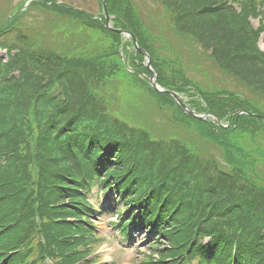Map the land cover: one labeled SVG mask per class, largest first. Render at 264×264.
I'll list each match as a JSON object with an SVG mask.
<instances>
[{
	"label": "trees",
	"instance_id": "16d2710c",
	"mask_svg": "<svg viewBox=\"0 0 264 264\" xmlns=\"http://www.w3.org/2000/svg\"><path fill=\"white\" fill-rule=\"evenodd\" d=\"M156 3L158 12L137 0H106L113 25L133 33L154 70L158 65L175 68L190 88L170 87L157 72L158 83L188 94V100L193 99L187 101L190 107L229 119L230 126L184 114L170 96L156 93L136 72L122 70L120 35L105 29L103 19L64 2L32 1L29 9L40 12L33 23L21 21L28 9L14 15L18 21L22 15L21 22L9 19L0 25V46L16 50L7 61L0 60L2 264L27 260L28 245L34 241L26 240L35 238L29 222L33 208L42 223L38 234L45 239L40 253L50 250L65 264L80 260V243H67L77 230L66 218H82L87 186L108 182H97L99 170L111 166L109 174L117 177L128 170L132 155L133 190H151L160 197L159 236L169 243L166 256L174 258V264L204 259L211 251L210 264H229L232 248L237 250V264H264V176L255 171L264 166V137L248 132L245 140H240L244 134L238 140L235 130L257 127L253 122L260 120L236 117V112L230 116L240 109L264 115V52L257 46L264 32L263 2ZM257 17L259 25L253 28L250 19ZM39 27L50 30L53 38L54 33L75 37L71 42L76 52L70 45L66 49L71 54L45 47ZM135 55L142 61L141 54ZM141 61L138 67L145 70ZM98 65L111 67L91 82L87 72ZM188 69L204 72L206 82L189 79ZM125 77L133 92L118 83ZM101 86L113 91L126 87L141 108L146 109L143 103L162 108L163 118L180 135L155 136L145 126L128 127L106 115ZM166 102L174 106L172 114L165 112Z\"/></svg>",
	"mask_w": 264,
	"mask_h": 264
},
{
	"label": "rangeland",
	"instance_id": "374dc122",
	"mask_svg": "<svg viewBox=\"0 0 264 264\" xmlns=\"http://www.w3.org/2000/svg\"><path fill=\"white\" fill-rule=\"evenodd\" d=\"M55 1V0H53ZM61 2H64L65 4L69 6H73L76 8H80L86 12H88L89 15L92 16H99L101 14V10L98 6V3L96 0H59ZM25 0H0V25L2 24V21H5L7 17L14 11L17 10L18 8H22V4H24ZM56 2V1H55ZM137 2L141 5H147L149 9H153L156 12H158L157 9V3L156 0H137ZM107 8V6H106ZM26 9V8H25ZM24 9V10H25ZM29 9V7H28ZM27 9V10H28ZM23 11V9L19 10V14ZM159 12H163V9L160 7ZM27 15L23 20L21 21L23 23L29 24V22H32L35 20L36 16L38 13L40 14L39 11H36L33 8H30L27 11ZM17 14V13H16ZM43 14L41 13V16ZM19 16V15H18ZM22 15H20V18ZM40 16V17H41ZM39 17V19H40ZM44 19L45 16H42ZM19 18V21H20ZM99 20L98 17H94ZM11 19H14V21H18V17L12 16ZM18 21V22H19ZM20 21V22H21ZM33 23V22H32ZM47 23V22H46ZM45 23V24H46ZM250 23L253 28H256L258 25V20L257 19H250ZM41 24V23H40ZM45 26V25H42ZM41 28V27H39ZM40 30V29H39ZM12 32L8 33V36L6 38H10V34ZM41 44H43L45 47L52 48L54 51H59L61 53L66 52V48H69L68 45L71 46V50L76 52L74 47H76L75 43L71 41H75V37L69 38V36H64V37H58L59 33H54V38L51 36L52 32L46 28H41ZM37 38L34 36V39ZM97 38V37H96ZM121 41L118 39L117 40V45L119 46L118 49V54L123 58L124 65L132 68L133 70H139L142 72H145V70L140 69L138 67V64L141 61L140 55H135L134 54V47L132 46L131 42L129 39L124 37L123 35H120ZM258 47L260 50L264 52V40L261 39L258 43ZM85 48L88 46H84ZM68 52V50H67ZM65 54V53H64ZM68 54H71L68 52ZM0 57L3 59H6V53L3 50H0ZM133 58L136 60V62H133ZM152 62V59H151ZM138 63V64H137ZM119 64V63H118ZM206 67L209 70V73H211V66L210 62L204 63ZM121 63V69L124 70L126 67ZM111 67V66H110ZM108 66L102 67V66H92V70L87 72V75L91 82H95L96 79H98V76L103 72L104 70H108L110 68ZM174 68V67H173ZM131 69V70H132ZM156 72H158L162 78L169 84L170 87H181L185 89H189L190 85L186 84L185 81L183 80L182 76L177 72V70L174 69H166L164 65H158L156 67ZM205 69V68H204ZM132 70V71H133ZM134 72V71H133ZM157 73V75H158ZM206 74V73H205ZM214 74L217 76H220V73L217 71H214ZM186 75L188 76L189 79L195 81V82H201L205 83L206 80L204 76V72L201 73L196 70L188 69L186 71ZM207 75V74H206ZM208 76V75H207ZM129 79L121 78V81L117 80L118 83L120 82V86L122 83H125L129 89L132 91V84L128 82ZM108 87V86H107ZM104 88V86L100 87L101 90V95L103 99L105 100V114L111 117H116L119 118L121 121H124L127 123L128 127H147L151 132L156 136L159 135V137H166V136H171L173 137L174 135H180L178 133V128L173 127L170 125L171 122L167 121L166 118H163L164 116V111L157 107H149L147 104L143 103V105H146V109L141 108V106L137 103L135 100L134 94L131 96L128 95V91L125 87L120 89L118 91H113V89L109 88ZM173 87V88H174ZM114 88V87H112ZM113 92V93H112ZM133 92V91H132ZM185 95V94H184ZM185 96L188 97V94ZM187 100L184 98V101ZM193 99H190L188 101H191ZM166 101V100H165ZM196 102V101H195ZM163 106L165 107V112L167 114H172L174 112V106L172 107L168 102L163 103ZM162 112V113H161ZM259 120V119H258ZM261 121V120H260ZM253 122V125H257V127H252L251 124L247 126H242L239 128V131L235 130L234 135H238V140L240 138V135L244 134V136H241L242 139L240 140H245L247 137V133L251 132L258 138L264 137V128L260 124H264L262 121L261 122ZM139 125V126H137ZM233 126L235 127L236 124ZM246 134V135H245ZM229 135V133H228ZM264 167V166H263ZM258 165V170L257 173L261 176H264V168ZM258 177V176H257ZM264 182V181H262ZM111 204V203H109ZM108 216V215H107ZM111 218V217H110ZM112 218H116L115 216L112 215ZM106 219V215H103L101 217H96L93 218V222L97 223V227L95 229V232L97 235L102 236V241L101 243L97 246V252L95 255L99 257L101 260L99 263L100 264H137L140 262L142 259V255L137 254L136 250L135 251H129V247H131L133 242H125L123 244L119 243L118 236L116 235L117 231L116 230H110L107 226L106 223L103 221ZM101 220V221H100ZM140 235H138L139 237ZM146 237V235H143ZM147 240L144 242L140 241L141 246L140 247H145L146 242H150V239L153 240L152 238L146 237ZM121 241V240H120ZM139 247V246H137ZM140 252H145L148 253L147 249H138ZM133 262V263H132ZM97 263V264H99Z\"/></svg>",
	"mask_w": 264,
	"mask_h": 264
},
{
	"label": "water",
	"instance_id": "95a60500",
	"mask_svg": "<svg viewBox=\"0 0 264 264\" xmlns=\"http://www.w3.org/2000/svg\"><path fill=\"white\" fill-rule=\"evenodd\" d=\"M103 4H105L104 0H103ZM105 6V5H104ZM105 26L108 28V29H112L113 31L117 32V33H120V34H124L128 37L131 38L136 50L140 53H142L144 56H145V65L147 66V68L149 69V75L146 77L147 80L150 82L151 86L157 91V92H166L168 93L169 95H171L173 97V99L177 102V104L181 107V109L197 118V119H200V120H204L206 118V116L208 115L207 113H197L195 112L194 110L188 108L181 100L180 96L174 92V91H171V90H168V89H165L163 87H160L157 82H156V74L155 72L152 70L151 66H150V58H149V55L142 49L138 46V43L137 41L135 40L134 36L129 32V31H125V30H122V29H114L110 26V22H109V17L107 15V12L105 11ZM239 113H243V114H246V115H254V116H257L259 118H261L262 120H264V117L259 115V114H256V113H250L248 112L247 110H241Z\"/></svg>",
	"mask_w": 264,
	"mask_h": 264
},
{
	"label": "bare ground",
	"instance_id": "6f19581e",
	"mask_svg": "<svg viewBox=\"0 0 264 264\" xmlns=\"http://www.w3.org/2000/svg\"><path fill=\"white\" fill-rule=\"evenodd\" d=\"M132 35H133V33L132 32H130ZM189 105V104H188Z\"/></svg>",
	"mask_w": 264,
	"mask_h": 264
}]
</instances>
